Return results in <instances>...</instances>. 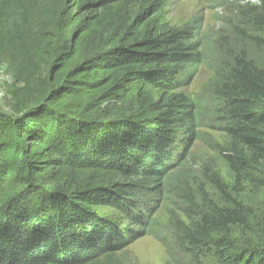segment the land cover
<instances>
[{
	"label": "trees",
	"instance_id": "obj_1",
	"mask_svg": "<svg viewBox=\"0 0 264 264\" xmlns=\"http://www.w3.org/2000/svg\"><path fill=\"white\" fill-rule=\"evenodd\" d=\"M167 5L0 0V64L14 77L0 112V264H122L151 233L175 264H264V0H236L220 36L171 26ZM206 66L204 93L188 97ZM198 141L230 182L196 169Z\"/></svg>",
	"mask_w": 264,
	"mask_h": 264
},
{
	"label": "rangeland",
	"instance_id": "obj_2",
	"mask_svg": "<svg viewBox=\"0 0 264 264\" xmlns=\"http://www.w3.org/2000/svg\"><path fill=\"white\" fill-rule=\"evenodd\" d=\"M49 1L54 9L59 12L63 11L65 0ZM235 1L236 0H168L166 21L171 26L175 27L195 24L204 32L215 31L216 34L220 36L222 31H227L225 23L231 18L229 11L231 10V5H233ZM56 2L62 4V6L60 4L57 5ZM74 28H76V26L72 29ZM65 36L70 40L72 38L71 31L68 30ZM95 51L96 48L89 46L88 48H85L84 53L92 54ZM211 78L212 74L208 67H202L194 76L191 86L184 90L185 94L193 99H196L197 95L202 96L205 86L209 83ZM13 80L14 77L9 72L8 63L0 64V112H7L8 110L9 96L7 95V89L13 83ZM201 132L206 135L208 141H210L211 138L220 140L223 137L213 127L202 128ZM193 153L198 162L197 170L201 167H207L210 171L220 173L224 180L228 182L231 181V174L229 173L224 160L217 152L211 150L202 141H198L195 143ZM200 171H202V169ZM207 190L212 196L215 195V192L210 186H208ZM170 209L174 210V207L165 204L154 217L162 226H165L168 223V210ZM105 212L106 214H109L110 218L115 219V221L122 220V215L120 213H116L112 210H105ZM122 221L124 222V226L130 227L125 220ZM164 232L165 230L163 229V231L161 230L159 233L162 236L168 235L164 234ZM120 255L117 257L122 261V264H175L170 261L162 242L158 240L153 233L139 238L130 244ZM184 259L186 258L182 259L181 264L188 261ZM187 263L191 264V261H188ZM204 264L215 263L213 259L209 257L205 260Z\"/></svg>",
	"mask_w": 264,
	"mask_h": 264
}]
</instances>
